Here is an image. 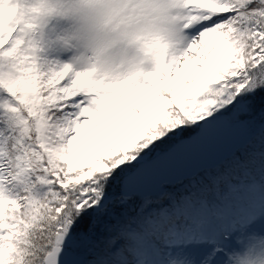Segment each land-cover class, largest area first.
Listing matches in <instances>:
<instances>
[{"label": "snow or ice", "instance_id": "6c2138e0", "mask_svg": "<svg viewBox=\"0 0 264 264\" xmlns=\"http://www.w3.org/2000/svg\"><path fill=\"white\" fill-rule=\"evenodd\" d=\"M186 3L187 46L118 93L0 67V264H240L245 241L264 250V0ZM14 38L0 27V54ZM205 152L223 166L180 167Z\"/></svg>", "mask_w": 264, "mask_h": 264}, {"label": "clouds", "instance_id": "9594fccd", "mask_svg": "<svg viewBox=\"0 0 264 264\" xmlns=\"http://www.w3.org/2000/svg\"><path fill=\"white\" fill-rule=\"evenodd\" d=\"M188 7L186 0H0V27L15 31L16 46L12 56L0 54V67L25 64L118 93L187 46ZM259 240L243 243L240 264L250 244L255 264H264Z\"/></svg>", "mask_w": 264, "mask_h": 264}, {"label": "water", "instance_id": "95a60500", "mask_svg": "<svg viewBox=\"0 0 264 264\" xmlns=\"http://www.w3.org/2000/svg\"><path fill=\"white\" fill-rule=\"evenodd\" d=\"M193 159L199 160V162L202 163L204 166H206L208 169L214 168L217 165H221V163L223 162L221 159L213 156L210 152H205V153L199 154L196 157H192V156L188 157L184 162H182L180 167L184 171H189L191 168V163ZM148 187L149 189H151L152 186L149 185Z\"/></svg>", "mask_w": 264, "mask_h": 264}, {"label": "rangeland", "instance_id": "374dc122", "mask_svg": "<svg viewBox=\"0 0 264 264\" xmlns=\"http://www.w3.org/2000/svg\"><path fill=\"white\" fill-rule=\"evenodd\" d=\"M62 59H66V57H62ZM260 103H259V98L257 100V104H256V107H255V110H254V113H253V116L259 117V111H260ZM253 117H250V116H242L241 119L242 120H248V119H252ZM219 166H223V162L221 163V165ZM216 167L214 168H210L209 170L210 171H214ZM185 183H188V181L186 180ZM170 187L169 188H165L166 191L170 192V193H175L177 192L180 188L183 187V185H169ZM230 203H232L233 205H235L237 203L236 199L235 198H231L230 199ZM87 220L84 222V224L82 225V227L86 228L87 227Z\"/></svg>", "mask_w": 264, "mask_h": 264}, {"label": "trees", "instance_id": "16d2710c", "mask_svg": "<svg viewBox=\"0 0 264 264\" xmlns=\"http://www.w3.org/2000/svg\"><path fill=\"white\" fill-rule=\"evenodd\" d=\"M170 186L169 185H167L165 188H169Z\"/></svg>", "mask_w": 264, "mask_h": 264}]
</instances>
